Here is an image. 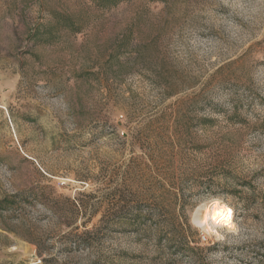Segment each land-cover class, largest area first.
<instances>
[{
  "label": "rangeland",
  "instance_id": "rangeland-1",
  "mask_svg": "<svg viewBox=\"0 0 264 264\" xmlns=\"http://www.w3.org/2000/svg\"><path fill=\"white\" fill-rule=\"evenodd\" d=\"M0 264H264V0H0Z\"/></svg>",
  "mask_w": 264,
  "mask_h": 264
},
{
  "label": "trees",
  "instance_id": "trees-1",
  "mask_svg": "<svg viewBox=\"0 0 264 264\" xmlns=\"http://www.w3.org/2000/svg\"><path fill=\"white\" fill-rule=\"evenodd\" d=\"M96 5L104 6V7H112L117 5L122 0H92Z\"/></svg>",
  "mask_w": 264,
  "mask_h": 264
},
{
  "label": "bare ground",
  "instance_id": "bare-ground-1",
  "mask_svg": "<svg viewBox=\"0 0 264 264\" xmlns=\"http://www.w3.org/2000/svg\"><path fill=\"white\" fill-rule=\"evenodd\" d=\"M221 211H222V207L221 206H217L211 212V215H213V220H215L216 222L220 221ZM206 229L207 230H211L213 228L209 224H206Z\"/></svg>",
  "mask_w": 264,
  "mask_h": 264
}]
</instances>
